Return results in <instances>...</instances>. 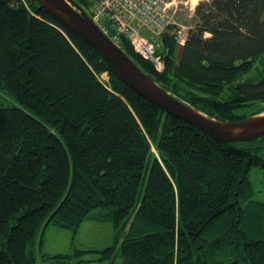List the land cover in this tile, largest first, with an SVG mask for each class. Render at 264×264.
I'll list each match as a JSON object with an SVG mask.
<instances>
[{"label": "trees", "instance_id": "trees-1", "mask_svg": "<svg viewBox=\"0 0 264 264\" xmlns=\"http://www.w3.org/2000/svg\"><path fill=\"white\" fill-rule=\"evenodd\" d=\"M195 13L184 45L173 27L161 36L162 72L128 41L123 51L211 117L263 113L264 0H207ZM2 95L15 104L0 99V264H37L49 226L86 221L112 224L114 244L96 251L111 264H264L250 178L264 170V137L225 144L167 114L37 0H0Z\"/></svg>", "mask_w": 264, "mask_h": 264}, {"label": "water", "instance_id": "water-1", "mask_svg": "<svg viewBox=\"0 0 264 264\" xmlns=\"http://www.w3.org/2000/svg\"><path fill=\"white\" fill-rule=\"evenodd\" d=\"M52 15L84 38L117 75L158 108L225 144L250 143L264 137V112L239 122L221 121L166 91L114 44L75 0H37Z\"/></svg>", "mask_w": 264, "mask_h": 264}, {"label": "built area", "instance_id": "built-area-1", "mask_svg": "<svg viewBox=\"0 0 264 264\" xmlns=\"http://www.w3.org/2000/svg\"><path fill=\"white\" fill-rule=\"evenodd\" d=\"M178 1L87 0L88 5L82 8L114 44L122 49L123 42L128 41L137 54L149 60L158 72H162L165 62L157 54L155 39L145 36L143 32L147 30L162 36L173 27L178 42L184 45L187 38L183 36L182 29H177L179 26L175 21L180 5ZM99 78L103 83H108L107 74Z\"/></svg>", "mask_w": 264, "mask_h": 264}, {"label": "rangeland", "instance_id": "rangeland-1", "mask_svg": "<svg viewBox=\"0 0 264 264\" xmlns=\"http://www.w3.org/2000/svg\"><path fill=\"white\" fill-rule=\"evenodd\" d=\"M207 1V0H202ZM201 0H179L178 12L175 14V21L178 24L177 29H182L183 36L187 38L189 31L196 25V7ZM196 4V5H195ZM193 7V9H192ZM145 36L153 37L157 49L164 50L161 36H156L149 31L143 32ZM250 74L245 75L248 77ZM104 78H106L104 76ZM242 80V79H240ZM109 81V79H108ZM107 81H105V84ZM0 99L7 105H14V100L6 95L0 96ZM263 154V153H262ZM250 178L256 190L257 199H264V170L259 167H253ZM115 230L109 222H84L77 232L51 225L44 232L42 245H38L37 253L39 261L37 264H111L109 260L101 259L98 250H104L115 242ZM77 251H88L84 254H78ZM47 256H71L63 262L40 261V257ZM120 262V257L117 259Z\"/></svg>", "mask_w": 264, "mask_h": 264}, {"label": "crops", "instance_id": "crops-1", "mask_svg": "<svg viewBox=\"0 0 264 264\" xmlns=\"http://www.w3.org/2000/svg\"><path fill=\"white\" fill-rule=\"evenodd\" d=\"M202 1V0H201ZM196 5V4H195Z\"/></svg>", "mask_w": 264, "mask_h": 264}]
</instances>
